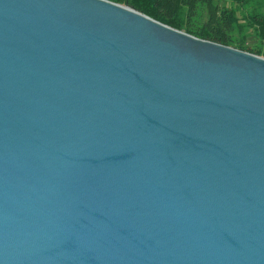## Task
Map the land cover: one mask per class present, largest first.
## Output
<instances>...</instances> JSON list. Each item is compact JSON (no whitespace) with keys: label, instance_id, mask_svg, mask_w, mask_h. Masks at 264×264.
<instances>
[{"label":"water","instance_id":"water-1","mask_svg":"<svg viewBox=\"0 0 264 264\" xmlns=\"http://www.w3.org/2000/svg\"><path fill=\"white\" fill-rule=\"evenodd\" d=\"M0 264H264V56L0 0Z\"/></svg>","mask_w":264,"mask_h":264},{"label":"trees","instance_id":"trees-1","mask_svg":"<svg viewBox=\"0 0 264 264\" xmlns=\"http://www.w3.org/2000/svg\"><path fill=\"white\" fill-rule=\"evenodd\" d=\"M111 1L199 38L264 56V0Z\"/></svg>","mask_w":264,"mask_h":264},{"label":"rangeland","instance_id":"rangeland-1","mask_svg":"<svg viewBox=\"0 0 264 264\" xmlns=\"http://www.w3.org/2000/svg\"><path fill=\"white\" fill-rule=\"evenodd\" d=\"M237 32H238V31L236 30L235 35H237Z\"/></svg>","mask_w":264,"mask_h":264}]
</instances>
